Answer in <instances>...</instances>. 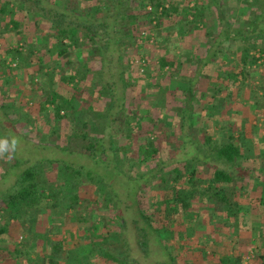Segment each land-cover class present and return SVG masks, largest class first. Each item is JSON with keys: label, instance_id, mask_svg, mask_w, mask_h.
Here are the masks:
<instances>
[{"label": "trees", "instance_id": "16d2710c", "mask_svg": "<svg viewBox=\"0 0 264 264\" xmlns=\"http://www.w3.org/2000/svg\"><path fill=\"white\" fill-rule=\"evenodd\" d=\"M238 1L255 7V13L253 18H246L241 29L235 30L229 19H225V4L220 0L213 2L219 24L217 36L206 55L199 59L194 78H189V74L184 73L186 89L176 98L180 107V122L177 124L180 128V147L172 153L171 163H158L145 176L137 177L125 168L132 150H135L133 146L144 129L137 112L139 106L130 99L129 90L133 86L127 78L132 69L128 51L138 48L137 35L143 37L152 27H159L164 17L170 16L165 1L104 0L103 6L96 4L82 7L83 2L94 4L96 0H0V81L4 87L11 88L13 69L20 70L27 66L34 69L27 74L26 80L37 77L43 83L53 82L50 83L49 92L43 95L41 101L36 102L41 113L51 108L53 120L48 131L55 150L63 152L64 155L85 158L95 165V168L86 165L74 166L69 161L65 164L64 159L54 157L47 161L53 166L57 164V172H52L55 175L52 180L50 179L53 175L50 172L47 173L48 179L44 180L41 165H32L22 171L13 188L3 195L6 216L10 220L21 222L25 228L27 219L35 220L30 227L33 229L38 222V216L47 213L42 207L44 201L52 216L64 214V189L74 192L69 197L68 209H64L67 211L78 208V192L88 184L96 188L101 185L108 190L107 199L113 200L110 207L114 205L119 211L114 209L115 217L121 218L119 205L122 193L114 189L115 184L113 187L111 185L116 178H122L120 184L129 200L127 184L135 187V204L130 202L137 208L140 219L154 229L157 236L162 228L152 225L151 218L146 215V204L142 205L138 200L148 194L143 184L150 185L156 178L163 186L172 181V185L166 186L172 192L171 201L157 200L152 204H162L160 211L169 214V223L175 221L174 206L180 207L183 212H189L194 205L202 203H208L213 214H220H215L219 220L221 215L226 219L237 216L242 208L240 196L243 183L252 175V170L243 164L253 160V144L246 138V133L228 119L219 122L222 136L213 139L203 131L205 134L201 139L196 134L200 118L196 116L195 104L198 93L206 95L199 88L202 85L200 77H207L206 69L213 65L231 43L245 41L246 45L240 52L242 56L238 66L230 69L226 67L225 72H215L213 78L216 84L210 86L214 90L213 95L210 94L213 101H219V96L225 89L239 92L236 83L239 82V77L247 79L252 66H261L264 72V0L259 6L250 4L248 0ZM171 7L173 13L178 12L177 4L172 3ZM12 35L16 39L5 45L4 40ZM257 42H260L261 65L258 64L259 59L251 55L252 51H257ZM225 58L228 60L229 56ZM11 63L14 68L10 66ZM177 63L176 59L160 57L157 68L161 73L166 69H174ZM54 75L61 84L72 86L73 92L69 97L61 95L57 88L54 89L57 86ZM11 90L12 93H9L8 88L0 90V101L9 97L13 99L16 93H20L17 87ZM165 91L167 90L163 93ZM255 105L261 107L260 103ZM11 108H14L13 104L9 109ZM220 108L221 106L215 104L205 111L207 113L209 109ZM21 118V123L18 120L15 122L17 130L23 125ZM12 121L7 108L0 103V136L12 138ZM66 127L68 131L65 130ZM22 137L19 134V138L23 139ZM150 139L145 145L139 144L138 151L135 150L133 161H138V166L147 165L148 161H155L161 156L158 136ZM12 156L15 160L12 167L22 163L16 158V152ZM182 180L187 188L176 186ZM115 200L119 205H115ZM88 216L90 214L86 213L85 217ZM85 217L80 216L76 221L81 225L84 223L89 235L94 237L97 227L91 224L88 228V218ZM29 232L31 234L33 231ZM6 233V227L0 229V241ZM58 233L53 227L45 233L44 256L41 257L43 261L37 262L38 264H61L66 260L64 239H52ZM105 239L107 241L108 237ZM112 247L109 242L100 249L101 257L107 251L106 257L112 263L130 264L126 258L127 250L115 249L112 252ZM26 249L25 246L12 252L0 244V264L15 256H23L28 264H35L34 260L28 258L29 252ZM260 257L264 264V255ZM217 264H240V259L220 258Z\"/></svg>", "mask_w": 264, "mask_h": 264}, {"label": "rangeland", "instance_id": "374dc122", "mask_svg": "<svg viewBox=\"0 0 264 264\" xmlns=\"http://www.w3.org/2000/svg\"><path fill=\"white\" fill-rule=\"evenodd\" d=\"M159 1H165L166 8L171 13L170 16L164 17L159 27H152L150 32L143 34V37L137 35L138 48L128 51L132 69L127 78L133 86L129 90L130 99L139 106L137 112H139L140 121L144 124V129L133 148L138 151L139 144L145 145L154 136H158L160 141V158L148 161L147 165L142 167L138 166V161H133L135 150H132L125 168L137 177L145 176L158 163L170 164L172 153L180 147V128L177 125L180 122L178 112L180 107L176 103V98L186 89L184 73H188L189 78H194L199 59L206 55L209 46L214 42L219 26L214 0ZM220 1L225 4V19H229L230 24L234 26L233 30L241 29L246 18H253L255 7L238 0ZM248 1L255 6L263 2V0ZM172 3L178 5L177 13L172 12ZM96 4L103 6L104 0H96L94 4L83 2L82 7L86 5L92 7ZM245 28L246 26L244 30ZM14 39H16L14 35L11 38L8 36L4 40L5 45ZM245 43V41H238L226 46L224 53L206 69L207 77H200L202 85L199 88L204 94L209 95L198 93L195 104L196 116L200 118L196 134L201 139L205 133L213 139L222 136L219 122L228 119L237 124L253 144V160L243 164L252 170V175L243 183V192L240 196L242 208L237 216L226 219L224 215H221L219 220L216 215L220 214H213L209 204L202 203L194 205L189 212H183L180 207L174 206L175 221L169 223V214L160 211L162 204L156 206L152 204L157 200L171 201L172 192L167 190L166 186L172 185V181L163 186L156 178L150 185L143 184L148 194L145 197H139L138 200L142 205L146 204L147 213H145L151 218L152 225L162 228L157 236L154 229L152 230L140 219L137 208L131 203L134 201L135 187L127 184L129 200L120 184L122 178H116L112 179L111 185L113 187L115 184L114 189L122 193L120 205L115 200V205L117 203L120 206L121 218L115 217V210L119 212L117 208H114V205L110 207L113 200L107 199L108 190L101 185L96 188L86 184L78 192L80 201L76 209L64 210L68 209L69 197L74 193L64 189L62 197L65 202L64 214L52 216L44 201L42 207L47 213L38 216V222L33 229L30 227L35 220L27 219L25 224L27 229L21 225V222L10 220L6 216L2 198L10 188H13L16 178L22 171L39 164L42 167L43 178L47 180V173L50 172L53 175L52 172L56 171L57 164L53 166L47 162L54 157L64 159L65 164L69 161L74 166L86 165L95 168V165L85 158L64 155L63 152L55 150L48 131L50 122L53 120L51 108L41 113L36 102L41 101L43 95L49 92L50 83L53 82L43 83L37 77L26 80L27 74L34 68L24 66L20 70L13 69L12 87L7 86L9 93H12L13 87L15 89L17 87L20 93L18 95L16 93L13 99H10L8 95L9 98L0 101L7 108L10 119L13 120L10 131H13L12 137H17L19 140L15 152L16 158L22 162L17 167H12L15 164L13 156L11 159L0 158V229L3 227L7 229L0 244L7 251L12 252L26 246L29 252L28 258L34 260L39 255L44 256L42 246H37L34 242L46 243L45 233L50 230L52 224L57 222L60 227L59 233L52 236V239L63 238L67 252L66 260L61 264H114L106 257L107 251L102 253L104 257L100 255V249L109 242L113 246L112 252L115 249L128 251L126 258L130 264H217L220 258L225 257H239L240 264H262L260 257L264 255V170H262L264 167V72L262 67L252 66L246 80L239 77V82L236 83L239 92L235 93V90L229 92L225 89L226 92L219 96V101H213L210 96L214 91L210 86L216 84L213 78L215 72L218 70L225 72L226 67L230 69L238 66L242 56L240 52ZM259 45L260 42H257V51H252L251 55L258 58V64L261 65ZM227 55L228 60L225 58ZM160 57L176 59L178 63L174 69H166L160 73L157 68ZM10 66L14 68L12 63ZM53 79L57 83L54 89L57 88L61 95L69 97L72 94L71 85L61 84L55 75ZM164 90L167 91L163 93ZM255 103H260L261 107H256ZM10 104H13L14 108L9 109ZM215 104L221 106L220 111L209 109L206 113L205 109ZM98 109L101 110L100 107ZM20 118L23 119V125L21 124L22 126L17 130L15 122L18 120L21 123ZM6 122L10 125L9 121ZM61 125L63 126V123ZM65 130L68 131L67 127ZM19 134L23 136V139L19 138ZM0 138L4 137L0 136ZM54 176L50 180L54 179ZM183 181L176 186L187 188ZM107 205L110 208L108 210ZM86 213L90 216L85 217ZM80 216L88 218L87 227L91 224L97 227L94 237L89 235L84 223L78 224L76 220ZM167 223L170 225L167 226ZM29 230L33 232L30 234ZM106 236L108 242L105 239ZM3 264L28 263L23 256H15L4 261Z\"/></svg>", "mask_w": 264, "mask_h": 264}, {"label": "clouds", "instance_id": "9594fccd", "mask_svg": "<svg viewBox=\"0 0 264 264\" xmlns=\"http://www.w3.org/2000/svg\"><path fill=\"white\" fill-rule=\"evenodd\" d=\"M19 140L17 137H12L11 139L4 137L0 138V158L7 157L11 159L12 154L15 153Z\"/></svg>", "mask_w": 264, "mask_h": 264}, {"label": "crops", "instance_id": "0c3cea01", "mask_svg": "<svg viewBox=\"0 0 264 264\" xmlns=\"http://www.w3.org/2000/svg\"><path fill=\"white\" fill-rule=\"evenodd\" d=\"M221 2V1H220ZM232 36H234V34H232ZM5 90V89H7V86L6 87H4V85H3V82L2 81H0V90ZM6 93V92H5ZM0 97H1V95H0ZM12 104H10V106H11ZM51 227H54V230H57V231H59V229H60V227H59V224L56 222V223H54V224H52L51 225ZM57 227H59V229L57 228ZM52 240V239H51ZM35 243V245L37 244V246H42V248H43V246H44V242L43 243H41V244H39L38 243V241L37 242H34ZM41 257H43L42 255L40 256L39 255V257L37 258H34V261L33 262H35V264L37 263V262H41V261H43V260H41ZM39 262V263H40ZM38 264V263H37Z\"/></svg>", "mask_w": 264, "mask_h": 264}, {"label": "built area", "instance_id": "2783aa9c", "mask_svg": "<svg viewBox=\"0 0 264 264\" xmlns=\"http://www.w3.org/2000/svg\"><path fill=\"white\" fill-rule=\"evenodd\" d=\"M148 10L150 11V10H151V8L149 7V8H148Z\"/></svg>", "mask_w": 264, "mask_h": 264}]
</instances>
